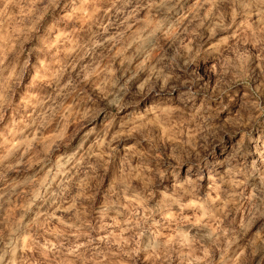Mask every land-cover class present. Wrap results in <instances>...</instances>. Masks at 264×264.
I'll return each mask as SVG.
<instances>
[{"label":"clouds","instance_id":"9594fccd","mask_svg":"<svg viewBox=\"0 0 264 264\" xmlns=\"http://www.w3.org/2000/svg\"><path fill=\"white\" fill-rule=\"evenodd\" d=\"M0 264H264V0H0Z\"/></svg>","mask_w":264,"mask_h":264}]
</instances>
